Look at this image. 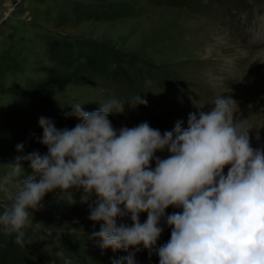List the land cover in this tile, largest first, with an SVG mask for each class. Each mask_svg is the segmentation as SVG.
Returning a JSON list of instances; mask_svg holds the SVG:
<instances>
[{
  "label": "rangeland",
  "instance_id": "rangeland-1",
  "mask_svg": "<svg viewBox=\"0 0 264 264\" xmlns=\"http://www.w3.org/2000/svg\"><path fill=\"white\" fill-rule=\"evenodd\" d=\"M73 1L0 0V166L15 162L21 154L47 152L39 142L43 134L37 132L24 106L31 78L54 90L42 106L74 126L78 118L65 115L72 112L73 104L91 112L113 96L122 101L136 95L146 99L147 106L126 103L123 113L109 114L117 130L141 122L161 133L172 131L177 121L186 127L190 113L210 107L217 96H231L237 102L235 116L249 128L251 146L264 147V0H81L118 4L119 9L109 18L77 24L69 20L58 26L60 14H72ZM56 34L89 38L126 56L131 63L129 79L114 84L95 72L64 83L51 80L44 73L50 65L46 38ZM20 144L23 153L17 151ZM169 155L166 149L155 153L160 159ZM22 166L24 175L31 174L28 162ZM151 167L155 168V159ZM4 171L0 168V175ZM227 171L225 166V175ZM81 197L82 192L71 191L73 203L69 195L55 190L45 195L33 213L50 264H65V246L59 241L63 233L76 235L83 243L97 242L89 238L93 222ZM5 203L0 198V207ZM165 211L170 215L181 209L169 206ZM144 217L147 213L140 214L141 223ZM121 222L131 224L128 218ZM160 226L163 232L157 246L167 243L172 231L164 220ZM99 227L96 223L95 230ZM118 253L128 254L117 251L114 257ZM135 254L141 264H159V257L142 247Z\"/></svg>",
  "mask_w": 264,
  "mask_h": 264
},
{
  "label": "clouds",
  "instance_id": "clouds-1",
  "mask_svg": "<svg viewBox=\"0 0 264 264\" xmlns=\"http://www.w3.org/2000/svg\"><path fill=\"white\" fill-rule=\"evenodd\" d=\"M126 103L147 106L140 95L128 101L113 96L91 112L76 103L65 114L78 118L70 129L39 118V142L47 152L21 154L0 166V198L7 201L0 232L24 247L25 229L45 195L60 190L74 203L75 190L88 204L89 238L101 250L128 253L112 264H136L141 247L159 264H264V147L251 146L249 128L235 116L237 102L217 96L210 107L190 113L186 127L177 121L163 133L148 122L115 129L109 114L123 113ZM165 149L166 159L155 156ZM17 151L23 153V144ZM23 162L31 174L24 175ZM169 206L181 211L168 215ZM141 213H147L143 223ZM162 220L171 237L157 246Z\"/></svg>",
  "mask_w": 264,
  "mask_h": 264
},
{
  "label": "trees",
  "instance_id": "trees-1",
  "mask_svg": "<svg viewBox=\"0 0 264 264\" xmlns=\"http://www.w3.org/2000/svg\"><path fill=\"white\" fill-rule=\"evenodd\" d=\"M116 9H119L118 4L100 2L92 4L74 0L70 7L72 14H60L56 24L63 26L69 20L77 24L91 18L105 19L109 18ZM46 41V53L50 65L44 68V73L51 80L64 83L67 79L72 80L95 72H100L114 84L129 79L131 63H128L127 57L105 44L89 38L60 34L50 35ZM100 62H105V66L100 68ZM27 88L28 100L24 103L26 115L36 126L37 132L43 134L38 123L42 116L51 119L57 129L74 127L52 115L46 107L42 106V101L54 92L51 86L31 78ZM24 140L28 142L27 137ZM2 210L3 207H0V212ZM146 219L144 217L143 220L146 221ZM25 233V245L21 247L13 243L14 237L0 232V264H50V254L45 249L44 240L40 237V231L35 228L34 223L25 229ZM59 241L65 246L64 259L71 264H112L113 259L121 257L120 253L114 257V252L110 248L101 250L97 246L98 241L93 245L83 243L76 235L63 233L59 236ZM134 259L136 264H141L136 254Z\"/></svg>",
  "mask_w": 264,
  "mask_h": 264
},
{
  "label": "water",
  "instance_id": "water-1",
  "mask_svg": "<svg viewBox=\"0 0 264 264\" xmlns=\"http://www.w3.org/2000/svg\"><path fill=\"white\" fill-rule=\"evenodd\" d=\"M13 8L9 10V12L5 15V18H8V16L11 14Z\"/></svg>",
  "mask_w": 264,
  "mask_h": 264
}]
</instances>
